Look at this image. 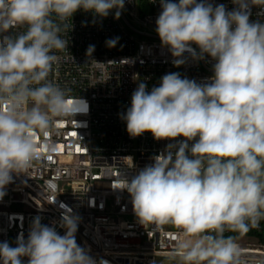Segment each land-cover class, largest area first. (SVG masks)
I'll return each mask as SVG.
<instances>
[{"label":"clouds","instance_id":"obj_1","mask_svg":"<svg viewBox=\"0 0 264 264\" xmlns=\"http://www.w3.org/2000/svg\"><path fill=\"white\" fill-rule=\"evenodd\" d=\"M232 3L228 11L208 0H160L155 31L175 66L186 52L207 55L213 75L197 83L168 73L151 91L139 82L121 116L131 138H184L130 179L121 175L117 188L128 192L142 225L182 229L183 264H236L239 249L223 233L246 234L264 219V23L250 21L251 6L264 8V0ZM124 6L125 0H0V198L12 174L26 173L40 155L36 133L74 111L65 90L48 79L55 53L68 47L56 20L81 9L101 18L115 9L119 19ZM17 27L26 30L13 34ZM94 50L90 45L86 54ZM60 227L63 235L35 217L27 239L18 236L14 247L0 242V264H23L24 257L27 264H109L77 243L78 217L70 208Z\"/></svg>","mask_w":264,"mask_h":264},{"label":"built area","instance_id":"obj_2","mask_svg":"<svg viewBox=\"0 0 264 264\" xmlns=\"http://www.w3.org/2000/svg\"><path fill=\"white\" fill-rule=\"evenodd\" d=\"M208 2L223 4L228 11L236 7L232 0ZM161 11L160 0H147L144 5L140 0H125L119 19L114 18L115 9L106 18L82 9L63 22L53 16L68 47L55 53L57 62L48 79L65 90L74 111L57 118L47 131L36 133L40 155L26 173H13V182L5 186L0 198V242L14 247L18 236L27 239L37 216L63 235L61 215L70 208L78 217L76 235L81 247L97 261L156 264L162 256L180 257L178 248L186 239L182 229L173 224L142 225L128 192L117 189L121 175L130 179L170 143L184 139L157 141L150 132L136 138L128 135L121 116L130 107L138 83L145 82L151 91L168 73L197 83L213 75L215 61L207 55L193 59L186 52L185 63L175 66L155 31ZM250 12V21L264 23V8L252 5ZM25 30L17 27L12 32ZM117 37L115 47H108L106 41ZM90 45L95 50L87 55ZM192 47L199 52L196 45ZM18 206L23 211H16ZM233 233L225 230L223 235ZM247 233L255 234V242L235 243L236 264H264V219ZM238 237L247 238L245 234ZM27 259L22 258L23 264Z\"/></svg>","mask_w":264,"mask_h":264},{"label":"rangeland","instance_id":"obj_3","mask_svg":"<svg viewBox=\"0 0 264 264\" xmlns=\"http://www.w3.org/2000/svg\"><path fill=\"white\" fill-rule=\"evenodd\" d=\"M147 2V1H145ZM16 211H23V207L18 206L15 207ZM234 243H239L241 246H244L246 244L254 243L255 240L252 238H232ZM76 241L81 246V242L79 237L76 235ZM156 264H183V261L178 256H162L157 258Z\"/></svg>","mask_w":264,"mask_h":264},{"label":"trees","instance_id":"obj_4","mask_svg":"<svg viewBox=\"0 0 264 264\" xmlns=\"http://www.w3.org/2000/svg\"><path fill=\"white\" fill-rule=\"evenodd\" d=\"M145 1H147V0H140V3L144 5L146 3ZM239 235H244V234H241V233L236 232V233L231 234L228 237L237 238ZM245 236H247V238H252L253 239L254 236H255V234H253V233H246Z\"/></svg>","mask_w":264,"mask_h":264}]
</instances>
